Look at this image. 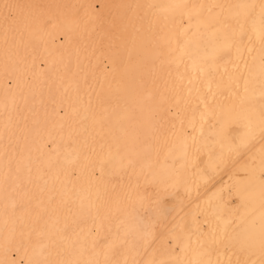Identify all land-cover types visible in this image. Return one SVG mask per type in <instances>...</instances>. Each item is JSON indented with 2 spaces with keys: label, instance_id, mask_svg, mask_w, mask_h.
<instances>
[{
  "label": "bare ground",
  "instance_id": "6f19581e",
  "mask_svg": "<svg viewBox=\"0 0 264 264\" xmlns=\"http://www.w3.org/2000/svg\"><path fill=\"white\" fill-rule=\"evenodd\" d=\"M0 264H264V0H0Z\"/></svg>",
  "mask_w": 264,
  "mask_h": 264
}]
</instances>
